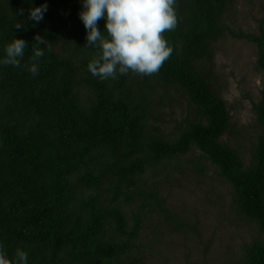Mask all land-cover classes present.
Here are the masks:
<instances>
[{
    "label": "trees",
    "instance_id": "obj_1",
    "mask_svg": "<svg viewBox=\"0 0 264 264\" xmlns=\"http://www.w3.org/2000/svg\"><path fill=\"white\" fill-rule=\"evenodd\" d=\"M231 2L176 0L177 25L163 33L172 52L160 70L100 80L87 70L98 50L86 46L82 0H0V58L13 38L28 46L19 68L0 65V246L9 258L22 248L29 264H147L150 217L165 218L156 229L166 234L199 233L165 206L155 184L146 187L150 172L167 184L185 174L180 158L197 150L233 188L238 218L258 228L243 263L264 264V89L253 105L262 134L246 167L222 141L231 114L214 69L215 46L230 33L257 46L264 71V28L259 35L229 32L223 19ZM42 4L47 11L36 23L29 12ZM104 25L98 21L101 31ZM37 35L49 44L33 76ZM158 87L178 90L193 112L174 140L152 125L165 122L151 104ZM82 190L92 193L80 198ZM133 199L138 209L126 214L121 205Z\"/></svg>",
    "mask_w": 264,
    "mask_h": 264
},
{
    "label": "rangeland",
    "instance_id": "obj_2",
    "mask_svg": "<svg viewBox=\"0 0 264 264\" xmlns=\"http://www.w3.org/2000/svg\"><path fill=\"white\" fill-rule=\"evenodd\" d=\"M261 25L264 28V0H232L227 7L223 26L229 32L259 35ZM257 61V46L230 33L215 46L216 90L231 114L230 130L222 141L240 152L246 167L253 163L262 134L253 110L264 89V71L258 69ZM156 91L151 98L152 106L158 107L155 118L161 116L165 122H154V131L174 140L184 127L183 120L194 117L193 112L190 113L188 101L178 90L158 87ZM90 95L85 92L84 102ZM180 160L185 174L173 175L167 184L160 177L156 182L150 172L146 187L155 184L165 206L191 227L197 225L199 233L187 230L166 234V230L156 229L165 218L157 214L155 219L150 217L148 225L153 226L145 231V237H151L152 243L147 264H244V247L260 238L256 224L238 218L232 202L233 188L218 176V169L203 159L199 151L193 150ZM195 164L204 166L206 172L194 171ZM91 193L82 190L80 198ZM133 200L134 204L121 203L126 214L138 209L139 200ZM157 235H161L158 243L154 240Z\"/></svg>",
    "mask_w": 264,
    "mask_h": 264
},
{
    "label": "clouds",
    "instance_id": "obj_3",
    "mask_svg": "<svg viewBox=\"0 0 264 264\" xmlns=\"http://www.w3.org/2000/svg\"><path fill=\"white\" fill-rule=\"evenodd\" d=\"M175 3L176 0H82L79 18L86 29V46L98 50L87 70L100 80L116 79L129 72L143 76L157 73L172 52L163 33L177 25ZM47 7V4L33 7L29 19L39 23ZM101 19L105 20L104 31L98 28ZM35 41L28 67L33 76L38 75L39 60L49 44L39 35ZM26 48L24 40L13 38L4 48L0 65L19 68ZM0 264H29L28 252L17 248L9 258L0 246Z\"/></svg>",
    "mask_w": 264,
    "mask_h": 264
}]
</instances>
